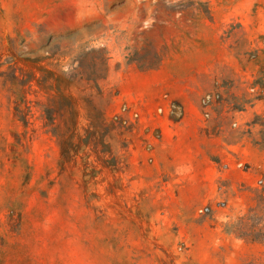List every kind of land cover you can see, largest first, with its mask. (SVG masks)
Instances as JSON below:
<instances>
[{
    "label": "rangeland",
    "instance_id": "374dc122",
    "mask_svg": "<svg viewBox=\"0 0 264 264\" xmlns=\"http://www.w3.org/2000/svg\"><path fill=\"white\" fill-rule=\"evenodd\" d=\"M262 128L264 0H0V264H264Z\"/></svg>",
    "mask_w": 264,
    "mask_h": 264
},
{
    "label": "trees",
    "instance_id": "16d2710c",
    "mask_svg": "<svg viewBox=\"0 0 264 264\" xmlns=\"http://www.w3.org/2000/svg\"><path fill=\"white\" fill-rule=\"evenodd\" d=\"M251 124L259 122L252 120ZM259 125H262L260 123ZM261 140L255 143L264 147V128L259 130ZM252 202L228 226L227 231L242 240H252L264 243V181L259 186L251 188Z\"/></svg>",
    "mask_w": 264,
    "mask_h": 264
}]
</instances>
